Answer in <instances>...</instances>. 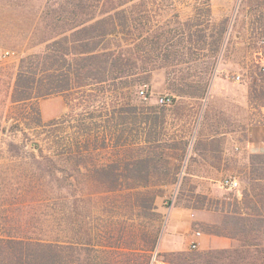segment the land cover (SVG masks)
Wrapping results in <instances>:
<instances>
[{"label": "rangeland", "instance_id": "1", "mask_svg": "<svg viewBox=\"0 0 264 264\" xmlns=\"http://www.w3.org/2000/svg\"><path fill=\"white\" fill-rule=\"evenodd\" d=\"M90 2L0 0V238L70 241L58 252L70 264H190L191 256L171 253L203 251L200 240L227 237L208 231L223 223L222 211L236 207L229 202L242 200L245 191L264 198V163L252 164L254 154L264 153L238 152L247 130L264 124V0L127 3L116 15L123 23L117 42L136 71L151 70L149 81L142 78L135 91L110 82L92 87L103 100H118L116 118L99 105L83 122L88 115L76 106L65 122L39 124L43 100L45 109L61 112L54 97L63 99L65 112L55 118L69 109L60 94L13 101L20 62L73 26L75 10L84 17ZM40 65L36 60L29 70L46 78ZM163 96L172 101L160 103ZM67 135L75 143L71 155L61 146ZM114 138L127 142L113 149ZM133 156L147 161L122 164L115 173L97 169ZM83 162L87 167H79ZM227 177L239 186H222ZM141 188L156 192L158 216L141 207ZM254 206L243 204L242 212L253 213ZM157 229L156 246L141 256ZM228 238L227 248L241 242ZM24 245L4 248L0 264H43L48 249H29L31 257L22 261Z\"/></svg>", "mask_w": 264, "mask_h": 264}, {"label": "trees", "instance_id": "2", "mask_svg": "<svg viewBox=\"0 0 264 264\" xmlns=\"http://www.w3.org/2000/svg\"><path fill=\"white\" fill-rule=\"evenodd\" d=\"M132 1L91 0L89 4L91 8L85 12V18L83 17V11L75 10L72 13V18L75 20L73 26L63 28L59 33L46 39V46L39 54H32L22 58L12 100H30L34 97L32 93H35V96L63 95L69 109L68 113L63 117L44 121L41 111L36 110L38 123L50 126L62 121L65 122L73 117L72 111L75 110L76 106L82 108V111H84L83 116L88 115L86 116L87 118L83 117V122L84 119H91L94 116L90 109L99 105H103V108L107 110V118H116L119 109L118 104H116L118 100L111 99L108 101L107 96V99L103 100L99 93L100 97L95 94L92 87L110 82L115 88L124 86L135 91L142 78L145 77L146 81H149L151 72V70L146 73L136 71L132 67V63H136L133 60L124 59L122 54L123 46L117 42L119 33L122 31L120 26H123V23L116 20V15L121 11L123 12L126 9L125 5ZM36 60L41 63L40 66L43 67V73L46 74V78L29 70L30 65ZM143 74L145 76H141ZM38 77L40 80H37ZM24 82H27V84H24ZM17 93L20 95H16ZM81 93H83L81 96H75ZM101 97L102 101L100 100ZM99 101L101 104H98ZM86 112L88 114H85ZM145 122L148 123V120ZM79 139L76 142V150L84 153V150L80 149L79 143L80 141L82 143L86 141V132H83ZM126 142H120V140L114 138L112 139L111 147L117 149L120 146H124ZM61 146L70 153L75 147L73 138L67 135ZM263 158L264 154H254L252 156V164L255 160L256 164L258 160L264 163ZM143 159L147 161L146 158H139V156H133L125 160L122 158L120 160L116 159L98 164L97 169L115 173V168H119L122 164L130 165L134 163L136 166ZM79 167H87V163L83 162V164H79ZM135 168L138 169L137 167ZM253 168L255 170L258 167L253 165ZM139 173H142V171L139 170ZM105 191H115V188H105ZM260 195H257L256 192L252 194L251 191H245L242 200L235 199L234 203L229 202V207L234 204L236 207L231 208L228 212L222 211L225 217L223 218V223L218 228L208 231L209 233L236 238L241 241L239 245L223 249L194 250L190 253L178 251L171 254L191 256L190 264H264V198H259ZM262 195L264 194L262 193ZM138 196L141 199L140 203L144 211L153 210L152 213L158 216L154 210L156 192L148 188H141ZM251 203L255 205L256 210L253 213L242 212V205H251ZM158 232L159 230L157 229L151 240L146 241L147 244L143 247L148 248H140L142 251L146 250L142 252L141 256L154 249L158 241ZM11 244H25V251L21 253L22 261H25L23 257L24 259L31 257L32 252H29V249L40 247L49 250H45L43 264H70L67 258H62V256L58 255V252H61L59 249L62 245L69 247L73 244L70 241L66 240L62 244L57 242L32 243L23 239L10 238L4 240L0 238V256L4 248L9 247ZM5 250L7 251V249ZM146 258L148 261L149 255H146ZM29 264L36 263L30 262Z\"/></svg>", "mask_w": 264, "mask_h": 264}, {"label": "crops", "instance_id": "3", "mask_svg": "<svg viewBox=\"0 0 264 264\" xmlns=\"http://www.w3.org/2000/svg\"><path fill=\"white\" fill-rule=\"evenodd\" d=\"M59 99L60 103L63 105V110L56 111L55 109H51L48 111L43 107V100L40 104V110H41V115L44 119H52L55 117L60 116L63 112H65V105L63 103V99L61 97H54ZM57 101V102H59ZM54 102V103H57ZM239 149V148H238ZM240 151H245L248 153V155H251L253 153H264V124L261 125H255L253 127H250L247 130V135L244 138L243 142L241 143V147L239 149ZM227 155V153L225 154ZM214 165L211 166V168H207L209 172L214 171ZM199 244L203 246L204 248L207 247V249L211 248H227L232 245V239L228 237H214V238H204L200 240ZM171 248H179V247H171Z\"/></svg>", "mask_w": 264, "mask_h": 264}, {"label": "built area", "instance_id": "4", "mask_svg": "<svg viewBox=\"0 0 264 264\" xmlns=\"http://www.w3.org/2000/svg\"><path fill=\"white\" fill-rule=\"evenodd\" d=\"M237 79H240L239 75L237 76ZM140 94L145 97L147 96V92L144 89L140 90ZM171 101L172 98L170 96H163L159 99V102L163 104H169ZM222 186H225L230 189L237 188L239 186V181L235 178L227 177L222 180ZM196 247H197V243L193 242L192 248H196Z\"/></svg>", "mask_w": 264, "mask_h": 264}]
</instances>
